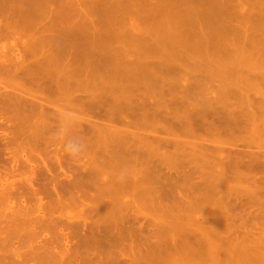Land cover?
Wrapping results in <instances>:
<instances>
[{
  "label": "rangeland",
  "instance_id": "374dc122",
  "mask_svg": "<svg viewBox=\"0 0 264 264\" xmlns=\"http://www.w3.org/2000/svg\"><path fill=\"white\" fill-rule=\"evenodd\" d=\"M0 89V264L264 254V0H0Z\"/></svg>",
  "mask_w": 264,
  "mask_h": 264
},
{
  "label": "bare ground",
  "instance_id": "6f19581e",
  "mask_svg": "<svg viewBox=\"0 0 264 264\" xmlns=\"http://www.w3.org/2000/svg\"><path fill=\"white\" fill-rule=\"evenodd\" d=\"M48 1H49V0H48ZM48 4H49V2H48ZM51 4H52V3H51ZM52 5H53V4H52ZM52 5L50 6L51 8H52ZM26 7H29V5L26 6ZM33 8H36V7H33ZM49 9H50V8H49ZM52 9H53V10H51V11L53 12V11H54V8H52ZM29 10H31V9L29 8L27 11H29ZM24 11H25V10H24ZM27 11H26V12H27ZM33 12L35 13L34 10H33ZM33 12L31 11L30 13L32 14ZM37 12L39 13L38 10H37ZM27 13H28L27 16L30 17V15H29L30 13H29V12H27ZM53 13H54V12H53ZM25 14H26V13H25ZM32 15H34V14H32ZM32 15H31V16H32ZM36 15H38V14H35V16L30 17V18H31L30 20H32L33 17L36 18ZM38 16H39V15H38ZM58 18H59V17H58ZM60 19H62V18H60ZM37 20H38V19H37ZM37 20H36V21H37ZM241 20L243 21L242 18H241ZM241 20H240V21H241ZM55 21H56V23H57V20H55ZM244 22H246V21H244ZM58 23H59V22H58ZM56 25H57V24H56ZM60 25L62 26L61 23H60ZM60 25H58V27L56 26L58 30H60V31L63 30V31H62L63 33L68 31V30L65 31L67 28H65L64 26H63V27H64L65 29H63L62 27H61L62 30H61V28L59 29V26H60ZM53 26H55V25H53ZM53 26H51V27H53ZM43 27H44V26H43ZM49 27H50V26H49ZM49 27H48V29H49ZM51 27H50V28H51ZM56 27H55V28H56ZM44 28H45V27H44ZM55 28H54V29H55ZM54 29H53V30L51 29L50 31H52L53 33H55V32H54ZM57 29H55V30H56V33L58 32ZM50 31H49L48 33H50ZM74 31H75V30H74ZM74 31H72V33H73ZM70 32H71V30H70ZM70 32H68V33L70 34ZM77 32H79V31H77ZM56 33H55V34H56ZM58 34L61 35L60 33H58ZM75 34H76V33H75ZM77 34H78V33H77ZM62 36H63V35H62ZM66 36H68V35H66ZM70 36H71V34H70ZM76 36H77V35H76ZM44 37H46V38L49 40V37H51V35L48 36V37H47V36H44ZM52 37H53V36H52ZM56 37H57V36H55V38H56ZM72 37H73V36H72ZM57 38H58V37H57ZM59 39H60V37H59ZM68 39L70 40V38H68ZM44 40H45V39H44ZM44 40H43V41H44ZM60 40H62V39H60ZM59 42H61V41H59ZM64 43H65V42H64ZM40 44H41V43H40ZM45 44H46V43H45ZM51 44H52V43H51ZM67 44H68V42H67ZM59 45H60V44H59ZM39 47H40V46H39ZM39 47H38V48H39ZM45 47H46V46H45ZM49 47H50V46H49ZM46 48H47V52H48V47H46ZM50 48H51V47H50ZM50 48H49V49H50ZM39 49H40V48H39ZM42 49H43V48H42ZM40 50H41V49H40ZM53 50H54V49H53ZM47 52H45L44 54H47ZM51 52H52V51H51ZM48 54H49V53H48ZM98 54H99V53H98ZM98 54H97V56H98ZM50 55H52V53H51ZM88 55H89V54H88ZM90 55H91V54H90ZM100 55H101V54H100ZM62 56H63V55H62ZM92 56H93V55H92ZM97 56H96V57H97ZM88 57L91 58V56H88ZM100 57H102V55H101ZM100 57L98 56V58H100ZM63 58H64V56H63ZM65 58H66V57H65ZM65 58H64V59H65ZM90 58H88V59H90ZM66 59H67V58H66ZM66 59H65V60H66ZM100 59H101V58H100ZM102 59H103V58H102ZM102 59H101V60H102ZM246 59H247V58H246ZM50 60H51V58H50ZM52 60H53V59H52ZM59 60H61V59H59ZM67 60L69 61V59H67ZM61 61H62V60H61ZM104 61H105V60H104ZM244 61H245V60H244ZM51 62H52V61H51ZM54 62H55V61H54ZM62 62H63V61H62ZM105 62H106V61H105ZM107 62H108V61H107ZM245 62H247V61H245ZM47 63H48V62H47ZM56 63H57V62H56ZM247 63H248V62H247ZM52 65H53V64H52ZM102 65H103V63H102ZM143 67H144V66H143ZM138 68H140V67H138ZM247 68H248V67H247ZM141 69H142V68H141ZM247 70H248V69H247ZM250 70H251V69H250ZM140 71H141V70H140ZM140 71H138L137 73H139ZM142 71H143V70H142ZM238 71H239V70H238ZM135 73H136V72H135ZM142 73H143V72H141L140 74H142ZM232 73H233V76H234V74H235L234 71H233ZM145 74H146V73H145ZM237 74H238V73H237ZM122 75H123V74H122ZM122 75H121V76H122ZM136 75H137V74H136ZM143 75H144V73H143ZM124 76H125V74H124ZM126 76H128V75H126ZM141 76H142V75H141ZM238 76H241V74L238 75ZM138 77H139V76H138ZM143 77H144V76H142V80H143ZM234 77H235V76H234ZM241 77H242V76H241ZM146 78H147V77H146ZM131 79H132V78H131ZM137 79H138V78H137ZM147 79H148V78H147ZM128 80H129V79H128ZM144 80H145V79H144ZM131 89H132V88H131ZM0 90H2V89H0ZM126 92H127V91H126ZM129 93H130V91H129ZM129 93H128V95H129ZM19 94H20V93H19ZM21 94H22V93H21ZM128 95H127V94L125 95L124 93L122 94V96H124V99H125L126 97H130V96H128ZM23 96H24V95H23ZM30 96H31V95H30ZM122 96H121V97H122ZM26 97H27V96H26ZM28 97H29V96H28ZM31 98H33V97H31ZM19 99H22V98H19ZM36 99H38V98H36ZM121 99H123V98H121ZM127 99H128V98H127ZM26 100H27V101H26ZM125 100H126V99H125ZM22 101H25L26 103L29 101V103H30L29 98H28V99L26 98L25 100H22ZM37 101H38V100H37ZM37 101H36V102H37ZM41 101H42V100H41ZM47 102H48V101H47ZM47 102H46V103H47ZM260 102H261V101H260ZM260 102H259V103H260ZM46 103H45V104H46ZM32 104H33V101H32ZM34 104H35V103H34ZM40 104L42 105V103H39V104H36V105L39 106ZM42 106H45V105H42ZM41 108H42V107H41ZM41 108H40V109H41ZM43 108H44V107H43ZM43 108H42V110H43L42 112L44 113L45 109H43ZM39 111H40V110H39ZM259 111H261V110H259ZM263 111H264V110H263ZM46 112H47V111H46ZM49 112H50V111H49ZM65 112H66V110H65ZM40 113H41V112H40ZM50 113H51V112H50ZM50 113H45V114H46V118H47V116H48ZM61 113H62V112H61ZM248 113H249V112H248ZM251 113H252V111H251ZM37 115L39 116L40 114H37ZM41 115H42V113H41ZM44 116H45V115H44ZM64 116L66 117V114H65ZM64 116H63V117H64ZM259 116H260V115H259ZM262 116H264V115L262 114ZM40 117H41V116H40ZM42 117H43V115H42ZM69 117H70V116L67 115V118H69ZM226 117H227V116H226ZM38 118H39V117H38ZM258 118H259V117H258ZM39 119H40V118H39ZM42 119H43V118H42ZM42 119H40L41 122L38 121L40 124H42V122H43ZM69 119H71V118H69ZM72 119H73V118H72ZM230 119H232V118H230ZM230 119H229V120H230ZM259 119H260V118H259ZM260 120H261V119H260ZM262 120H263V118H262ZM44 121H46V120H44ZM253 122H254V120H253ZM259 122H261V124H260V128H262L264 124L262 125V123H263L262 121H259ZM44 123H45V122H44ZM230 123H234V122H230ZM229 125H230V124H229ZM234 125H236V124L234 123ZM261 125H262V127H261ZM257 130H258V128H257ZM257 130H256V131H257ZM260 131H261V130H260ZM261 132L264 133V131H261ZM205 141L207 142V140H205ZM203 143H204V142H203ZM226 145H228V144H226ZM229 146H230V145H229ZM211 246H212V245H211ZM209 247H210V246H209ZM210 248H211V247H210ZM211 252H212V251L210 250V254H209V256L211 255V258H212L213 256H212ZM253 254H254V253H252V255H253ZM255 254H258V253H255ZM259 254H261L262 256L259 255ZM259 254L257 255V257L260 256V258H257V257H255L254 255H253V256L250 255V256H252V259L255 258V259H253V260H259V259H260L259 261H256V262H258V264L264 262V259L262 260V258L264 257V254H262V253H259ZM235 255H236V254H235ZM235 255H234V256H235ZM238 255L240 256V254L237 253V256L235 257V258H236L235 260H234L233 256H232V259H231V256H230V257L228 256V261L231 259L230 261L232 262V263H230V264H236V260L239 262V264H241V263H240L241 260L243 261L242 264H243V263H246V264H247V263H251V260H252V259H249V255L244 256V258H243V255H242V258H243V259L241 258L240 261L238 260V259H239ZM216 257H217V256H216ZM216 257H214V258H216ZM247 257H248V258H247ZM226 258H227V257H226ZM237 258H238V259H237ZM250 258H251V257H250ZM256 258H257V259H256ZM244 259H245V260H244ZM232 260H233V261H232ZM244 261H245V262H244ZM247 261H248V262H247ZM260 261H261V262H260ZM224 262L227 263V260H225ZM233 262H234V263H233ZM238 262H237V264H238ZM253 262H254V261H253ZM259 262H260V263H259ZM254 263H255V262H254ZM228 264H229V262H228ZM251 264H252V263H251Z\"/></svg>",
  "mask_w": 264,
  "mask_h": 264
},
{
  "label": "clouds",
  "instance_id": "9594fccd",
  "mask_svg": "<svg viewBox=\"0 0 264 264\" xmlns=\"http://www.w3.org/2000/svg\"><path fill=\"white\" fill-rule=\"evenodd\" d=\"M72 121L68 118H62L61 123L57 131L53 136L57 139L64 138L63 150L73 159H78L84 152L86 144L81 138H68V133L70 131ZM121 179H123V173L121 174Z\"/></svg>",
  "mask_w": 264,
  "mask_h": 264
}]
</instances>
